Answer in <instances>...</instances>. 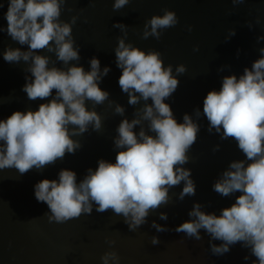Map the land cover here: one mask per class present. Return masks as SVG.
Returning a JSON list of instances; mask_svg holds the SVG:
<instances>
[{"label":"clouds","instance_id":"9594fccd","mask_svg":"<svg viewBox=\"0 0 264 264\" xmlns=\"http://www.w3.org/2000/svg\"><path fill=\"white\" fill-rule=\"evenodd\" d=\"M244 2L233 0L234 4ZM66 3L67 0H7V27H0V32L27 45L28 51L9 47L3 59L8 63H27L25 71L30 76L22 91L31 101L46 102L37 110L15 111L0 119V170L14 168L20 175L33 168L39 171L63 159L66 153H75L81 145L72 137L83 135L90 126L97 132L103 127L102 116L95 109L109 100V93L100 87V82L110 68L101 72V61L96 57L90 60L88 71L72 63L81 59L73 38L78 16H73L71 22L61 20ZM128 3L129 0H115L113 8L120 10ZM2 8L4 4L0 3ZM177 23L176 14L165 10L163 16H153L146 23L142 38L152 36L159 40L160 29ZM43 50L54 54L55 61L50 55L37 54ZM260 52L262 58L251 69L246 68L239 79L225 76L220 90L209 91L203 100L209 132L214 129L222 140L234 139L245 157L230 163L213 190L224 197L240 195L219 215L195 204L188 214L193 219L175 229L196 240L202 239L203 229L213 240L221 241L211 245L215 255L228 253L231 246L239 243L255 257L254 264H264V48ZM115 55L117 67L122 70L118 84L128 94V103L135 106L144 101V105L138 109L137 118L123 119L118 125L114 145L122 150L114 163L101 159L95 171L89 169L79 183L75 171L64 169L58 180L43 179L34 186L36 200L48 206L49 222L62 224L91 214L95 205L97 212L111 209L122 216L129 230L135 231L147 223L150 212L169 203L171 188L183 182L181 200L196 193L191 170L183 166L189 163L187 153L196 143L200 128L188 114L182 123L178 122L171 105L165 102L179 86L172 66L164 67L161 53H146L126 45L123 38L119 39ZM56 62L63 66H56ZM185 71L183 64L176 69L177 74ZM124 111L119 105L114 109L121 116ZM196 115H200L199 110ZM143 121L148 122L147 129L135 131ZM167 218L166 213L160 214V219ZM152 227L168 231L155 221ZM152 243H159L158 238L153 237ZM109 244H115V240ZM101 259L104 264L109 259L119 264L120 256L109 251Z\"/></svg>","mask_w":264,"mask_h":264},{"label":"water","instance_id":"95a60500","mask_svg":"<svg viewBox=\"0 0 264 264\" xmlns=\"http://www.w3.org/2000/svg\"><path fill=\"white\" fill-rule=\"evenodd\" d=\"M0 3L4 4L0 9V27L6 28L7 0ZM114 3L115 0H67L63 6L62 21L71 22L73 16H78L73 38L81 59L72 63L88 71L90 60L96 57L101 61V72L110 68L100 82V87L109 93V100L95 109L102 116L103 127L97 132L90 126L83 135L72 137L81 145L75 153H66L63 159L39 171L33 168L20 175L14 168L0 170V264H104L101 257L109 251L118 253L119 264H254L255 257L239 243L231 246L228 253L215 255L211 245L221 241L213 240L203 229L200 240L175 229L193 219L188 214L195 204H201L203 211L219 215L240 195L224 197L213 190L230 163L245 157L234 139L222 140L214 129L209 132L203 100L209 91L220 90L225 76L235 75L239 79L246 68L251 69L262 58L264 0H245L241 4H234L233 0H129L120 10H114ZM165 10L174 12L178 23L160 29L159 40L152 36L143 39L146 23L153 16H163ZM117 24L123 27H116ZM233 31L235 35H231ZM120 38L126 45L146 53H161L164 67L171 65L173 76L179 80L177 90L165 102L171 105L178 122L182 123L183 116L188 114L199 125L197 141L187 153L189 163L183 166L191 170L196 193L181 200L183 182L171 188L169 203L150 212L147 223L135 231L129 230L122 216L111 209L97 212L95 205L91 214L62 224L49 222L48 206L36 200L34 186L43 179L58 180L64 169L75 171L79 183L89 169L95 171L101 159L114 163L122 150L114 145L118 125L123 119L137 118L138 109L144 105V101L130 105L128 94L119 87L122 70L117 67L115 49ZM9 47L28 51L27 45H20L6 32H0V119L15 111L37 110L46 102L31 101L22 91L28 82L26 77L30 76L25 71L29 65L24 61L6 62L3 54ZM37 54L50 55L55 61V55L46 50ZM181 64L186 71L177 74ZM56 66L63 65L56 62ZM116 105L124 108L123 116L115 114ZM88 106L92 108L90 102ZM147 124L143 121L135 131L147 129ZM161 213L167 214V220L160 219ZM153 221L168 231H157L152 227ZM153 237L159 243L153 244ZM110 240H115V244L110 245ZM245 256L249 259L245 260ZM108 264L116 261L109 259Z\"/></svg>","mask_w":264,"mask_h":264}]
</instances>
